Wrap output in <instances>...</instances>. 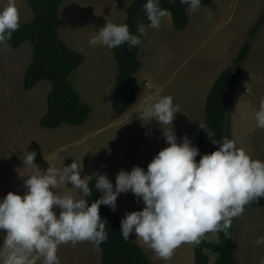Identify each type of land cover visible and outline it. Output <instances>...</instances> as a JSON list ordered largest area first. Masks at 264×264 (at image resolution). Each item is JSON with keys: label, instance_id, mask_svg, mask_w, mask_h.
I'll return each mask as SVG.
<instances>
[{"label": "rangeland", "instance_id": "rangeland-1", "mask_svg": "<svg viewBox=\"0 0 264 264\" xmlns=\"http://www.w3.org/2000/svg\"><path fill=\"white\" fill-rule=\"evenodd\" d=\"M7 3L8 0H0V8ZM129 3L131 0H65L59 8L60 39L74 49L85 51V62L69 77L81 101L91 109L81 126L41 128L38 122L46 112L51 86L42 81L30 91L22 89L32 47L28 43L17 50L8 44L0 46V199L9 192L23 196L27 176L37 174L38 170L46 171L49 164L61 167L80 159L81 178L104 174L115 188V177L121 169L131 171L139 166L147 170L153 157L167 147L155 121L145 125L133 111L121 116L113 113L111 97L118 77L115 60L106 47L98 50L99 46L88 45V40L107 20L113 18L115 24H121L122 20L124 23ZM15 4L20 22L31 21L32 13L25 0H15ZM186 12L188 23L183 31L173 28L171 17L158 30L147 28L149 35L138 53L141 68L133 82L140 87V72L152 60L161 64L159 78L165 84L161 94L172 96L180 110L173 121L178 142L187 134L197 147L198 122L203 119L208 92L218 75L232 66L264 13V0H213L211 6H201L196 13ZM234 74L237 90L226 112L224 137L234 139L253 159L264 160V129L256 128L254 120V113L264 99V26L254 39L247 59ZM26 151L36 153L34 163L38 169L23 165ZM66 186L70 188V182ZM54 191L62 194L67 189L60 187ZM138 199L131 192L118 195L115 211L120 221L126 213L143 209ZM261 236H264V207L236 219L233 245L237 264H260L264 245L257 246L255 241ZM3 237L4 233L0 232V243ZM130 239L152 263L164 264L142 241L136 240L135 234ZM216 240L213 234L206 237L209 243ZM175 252L189 254L190 264H194L193 245L182 244ZM57 256L60 264H101L100 252L90 242L60 245ZM209 256L208 264H214L216 256Z\"/></svg>", "mask_w": 264, "mask_h": 264}, {"label": "clouds", "instance_id": "clouds-1", "mask_svg": "<svg viewBox=\"0 0 264 264\" xmlns=\"http://www.w3.org/2000/svg\"><path fill=\"white\" fill-rule=\"evenodd\" d=\"M180 3L190 13H196L202 0ZM142 11L149 23L137 24L138 35L130 33L127 24L109 22L88 40L89 47L111 50L127 44L131 51L143 46L141 37L147 28L160 29L170 12L160 6V0H146ZM19 27V9L15 0H8L0 8V46H7ZM178 112L170 95L157 90L146 97L137 117L145 125L155 121L167 147L153 157L147 170L139 166L131 171L121 169L115 177V188L106 175L92 176L96 177V192L101 195L90 204L86 197L92 195V177L81 178V159L61 167L48 163L46 171L27 176L23 196L7 193L0 199V232L4 233L0 264H60L59 246L80 242H90L95 251L101 252L100 245L108 240V232L99 208L105 205L115 211L118 195L127 192L139 198L137 203L142 201L144 207L121 219L122 238L129 241L135 234L136 240L142 241L158 259L170 260L182 244L199 245L210 232H222L228 238L233 219L242 216L246 206L264 198V160L253 159L234 139L217 140L204 120L198 122V127L211 144L219 147L201 155L187 134L178 142L173 127ZM254 120L256 128L264 129V99ZM35 157L34 151L24 152L23 165L38 169ZM69 182L70 188L66 186ZM60 187L67 192L54 191ZM255 243L264 245V236Z\"/></svg>", "mask_w": 264, "mask_h": 264}, {"label": "trees", "instance_id": "trees-1", "mask_svg": "<svg viewBox=\"0 0 264 264\" xmlns=\"http://www.w3.org/2000/svg\"><path fill=\"white\" fill-rule=\"evenodd\" d=\"M65 0H25L31 13L32 20L21 23L19 29L13 33L8 45L17 50L23 43L32 47L31 61L27 65L22 88L30 91L42 81H47L51 89L47 95V111L40 120L43 129H57L63 124L81 126L91 112L90 107L81 101L78 93L69 82L70 75L76 71L84 61V56L71 50L59 37L58 20L59 8ZM213 0H202L201 6H211ZM146 0H131L126 10L124 24H127L132 34H137V24L148 25L147 18L142 11ZM160 6L170 12L171 23L175 30L183 31L188 23L187 6L180 0H160ZM264 26V13L260 16L255 27L250 31L247 40L238 51L231 67L223 70L212 84L205 102L203 119L208 127L214 131L217 140L224 138L225 116L230 102L236 92V78L234 70L247 59L253 41ZM140 46L128 50L127 44L111 49L115 60L118 78L111 101L114 114H125L134 103L139 89L133 78L140 70L138 59ZM219 145L211 144L206 133L199 128L197 148L201 155L210 154ZM198 162L200 155L196 158ZM96 177L89 181L92 195L86 197L89 204L99 198L101 193L94 187ZM264 207V198L246 206L245 212ZM99 214L106 221L108 240L100 245L101 264H153L143 249L132 242L125 241L120 233L121 225L116 212L108 206L101 205ZM237 218L232 221L229 229L230 236L225 238L222 232L207 233L199 245L193 246L194 264H208L210 256L215 255L214 264H237L234 256L233 226ZM209 234L216 235V243L206 241Z\"/></svg>", "mask_w": 264, "mask_h": 264}, {"label": "crops", "instance_id": "crops-1", "mask_svg": "<svg viewBox=\"0 0 264 264\" xmlns=\"http://www.w3.org/2000/svg\"><path fill=\"white\" fill-rule=\"evenodd\" d=\"M129 5H130V3H129ZM129 5L126 7V10H127V8L129 7ZM60 14H61V16H62V13L60 12ZM32 20V19H31ZM123 21V20H122ZM122 21H121V24H122ZM124 21H125V19H124ZM30 22V21H29ZM107 22L109 23H115L114 21H113V18L112 19H110V20H107ZM21 23H23V22H21ZM26 23H28V22H26ZM124 24V23H123ZM148 32L146 31V34H145V36H143V44H144V42H145V40H146V38L148 37ZM63 40V39H62ZM64 41V43L71 49V50H73V51H76V52H78V53H80V54H85V51H83V50H81V49H74V48H72V47H70L67 43V41L66 40H63ZM143 47V46H142ZM98 50H106L105 49V47H101V46H99L98 48H97ZM113 56V55H112ZM114 59V58H113ZM84 62H85V60H84ZM161 70H162V66H161V64L158 62V61H156V60H152L151 61V63H150V65L149 66H147V69L145 70L144 68H142V70H141V72H140V75H139V77H138V83H139V85H140V87L137 85V87H138V89H139V92H138V95H137V97H136V100L134 101V105H133V107H132V109L131 110H128L126 113H129V112H134V113H136V112H138L141 108H142V106H143V103H144V101H145V99H146V97L147 96H149V95H152V94H154L157 90H159L160 92H162L163 90H164V88H165V84L160 80V78H159V76H160V73H161ZM25 72V71H24ZM118 78V77H117ZM161 81V82H160ZM23 82V81H22ZM116 83H117V81H116ZM137 83V84H138ZM116 85V84H115ZM136 85V84H135ZM237 85V84H236ZM51 86V85H50ZM115 88V87H114ZM23 89V88H22ZM51 89V88H50ZM236 90H237V88H236ZM113 93H114V90H113ZM113 93H112V97H113ZM11 95V94H10ZM48 95V94H47ZM112 97H111V101H112ZM46 99H47V97H46ZM249 105V104H248ZM250 106V105H249ZM46 111H47V102H46ZM46 114V112L44 113V115ZM43 115V116H44ZM124 115V114H123ZM42 116V117H43ZM41 117V118H42ZM41 118L39 119V122H38V125H39V123H40V120H41ZM20 118L18 119V122L20 123ZM63 125H67V124H63ZM40 126V125H39ZM69 126H71V125H69ZM46 130H48V129H46ZM116 212V211H115ZM119 216V215H118ZM209 235H211V234H209ZM209 235H207V236H209ZM206 236V237H207ZM217 240H218V238H217ZM217 240H216V242H217ZM236 240H237V243H240L239 242V238H238V231H236ZM215 242V243H216ZM208 255H209V253L208 252H206ZM147 255V254H146ZM148 256V255H147ZM149 258V257H148ZM150 259V258H149ZM150 261H151V259H150ZM164 261V264H190V262H191V260H190V258H189V254H179V253H176V252H174V255L172 256V258L170 259V260H168V261H165V260H163ZM154 264V263H153Z\"/></svg>", "mask_w": 264, "mask_h": 264}]
</instances>
